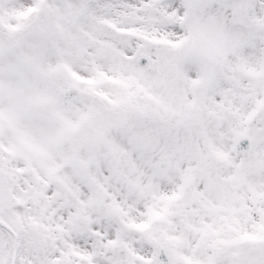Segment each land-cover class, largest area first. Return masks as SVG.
Returning <instances> with one entry per match:
<instances>
[{"label": "snow or ice", "instance_id": "snow-or-ice-1", "mask_svg": "<svg viewBox=\"0 0 264 264\" xmlns=\"http://www.w3.org/2000/svg\"><path fill=\"white\" fill-rule=\"evenodd\" d=\"M0 264H264V0H0Z\"/></svg>", "mask_w": 264, "mask_h": 264}]
</instances>
